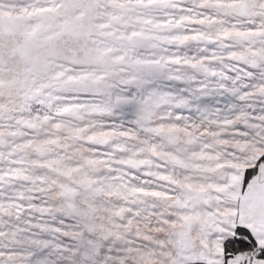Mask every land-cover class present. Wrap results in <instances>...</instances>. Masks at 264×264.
Listing matches in <instances>:
<instances>
[{
    "label": "snow or ice",
    "instance_id": "obj_1",
    "mask_svg": "<svg viewBox=\"0 0 264 264\" xmlns=\"http://www.w3.org/2000/svg\"><path fill=\"white\" fill-rule=\"evenodd\" d=\"M0 264H264V0H0Z\"/></svg>",
    "mask_w": 264,
    "mask_h": 264
}]
</instances>
